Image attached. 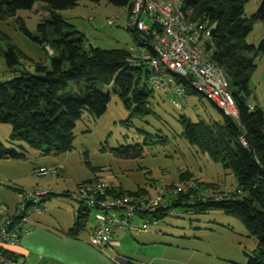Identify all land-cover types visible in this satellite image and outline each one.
Returning a JSON list of instances; mask_svg holds the SVG:
<instances>
[{
    "label": "rangeland",
    "instance_id": "rangeland-1",
    "mask_svg": "<svg viewBox=\"0 0 264 264\" xmlns=\"http://www.w3.org/2000/svg\"><path fill=\"white\" fill-rule=\"evenodd\" d=\"M261 1L246 3L247 17L257 11ZM59 13L70 24L84 29L98 47L126 49L135 57L141 56V43L132 34L134 27H128L125 8L106 0H82L75 7ZM46 17L48 10L42 3H37L33 9H20L15 15L0 20L1 47L7 49V42L12 43L20 61L11 70L5 56H0V80L20 69L32 72L38 62L49 64L52 48L40 45L22 30L25 25L34 36L40 35L37 27ZM143 20L152 26L153 22L146 14ZM263 39L264 21L256 20L247 42L258 47ZM255 63L249 81V101L264 111L263 52L257 53ZM147 85L154 92L149 99L151 113L133 117L132 110L126 108L110 85L111 100L106 112L93 116L84 110L74 129L73 145L66 152L45 153L24 141H12V124L0 123V140L4 146L24 154L22 158L0 159V181L3 183L0 195L2 190L5 191L0 204H8L13 209L15 203L21 201L17 188L26 191L40 188L54 193L45 201V197L40 199L43 201L41 210L47 212L50 220L57 219L66 226L72 223L80 204L61 193L74 191L79 183L95 176L124 191L146 189L149 192L146 194L156 195L165 185L180 184L181 175L188 174L201 181L200 191L210 190L224 196L240 194L236 191L233 172L184 136L183 116L193 122L222 120V113L215 103L200 93H192L179 108L169 93L154 88L148 80ZM39 167L48 168L50 173L35 174L34 168ZM82 206L86 207L85 204ZM178 212L179 215L168 214L152 223L147 232L117 231L116 243L98 250L111 258L121 256L134 264H247L249 256L254 254L258 240L237 217L221 210L201 213L182 206L178 207ZM135 221L141 223L142 219ZM95 224V211L92 210L82 235L88 234Z\"/></svg>",
    "mask_w": 264,
    "mask_h": 264
},
{
    "label": "trees",
    "instance_id": "trees-1",
    "mask_svg": "<svg viewBox=\"0 0 264 264\" xmlns=\"http://www.w3.org/2000/svg\"><path fill=\"white\" fill-rule=\"evenodd\" d=\"M80 1L0 0V20L15 15L20 9H33L37 3H42L48 10V17L42 19L37 27L40 35L34 36L25 25H22V30L40 45L52 48L49 64L47 61L38 62L32 72L20 69L0 80V123L12 124V141H24L45 153H62L71 149L74 129L83 111L87 110L93 116L106 112L111 100L110 85L126 108L132 110L133 117L152 112L149 99L154 92L147 85L149 71L146 63L136 60L133 66L129 59L134 55L129 50L98 47L84 29L70 24L59 13L75 7ZM106 1L127 11L132 7L131 0ZM248 1L186 0L184 9L190 21H208L212 26L211 38L205 42L206 49L226 74L239 117L235 119L219 108L222 113L220 122H193L183 116L184 136L213 160L222 161L225 169L233 172L236 191L241 193L205 201L191 197V193H180L174 206L201 213L221 210L237 217L258 240L247 264H264V111L249 101V81L256 66L257 53H264V39L258 47L247 42L254 22L264 21V0L251 17L245 13ZM131 30L141 46L150 41L151 38H145L146 35L138 29ZM2 39L0 34V42ZM2 55L11 70L20 63L17 49L10 42H7V49L0 44ZM192 93L198 92L187 85L186 95ZM22 157L24 154L6 148L0 140V159ZM192 177L182 174L179 182ZM98 179L95 176L83 182ZM112 186L111 195L149 193L146 189L129 192L114 184ZM61 195L70 197V192ZM167 215L162 209L155 214L158 220ZM88 217L87 209L81 205L68 234L77 237L85 229ZM5 253L13 256L7 251Z\"/></svg>",
    "mask_w": 264,
    "mask_h": 264
},
{
    "label": "built area",
    "instance_id": "built-area-1",
    "mask_svg": "<svg viewBox=\"0 0 264 264\" xmlns=\"http://www.w3.org/2000/svg\"><path fill=\"white\" fill-rule=\"evenodd\" d=\"M131 3V10H126L128 27L133 26L146 35L145 38H151L141 46L140 57L129 59L131 64L135 66L136 60L145 62L149 71L148 81L154 88L169 93L177 107L186 103L188 85L208 97L225 114L237 119L238 107L226 74L206 49L205 42L211 38L212 31L209 22L190 21L184 9L186 0H131ZM144 14L152 20L151 27L143 20ZM243 143H246L244 139ZM33 172L42 176L50 170L39 167ZM57 172L60 173V169ZM200 183V180L191 178L175 186L165 185L156 195H111L112 183L98 179L79 183L70 192V197L80 206L85 204L88 215L95 211L96 224L92 228L90 242L101 247L108 244L117 231L147 232L150 225L158 220L155 214L159 209L179 215L174 201L180 193H193V198L202 201L224 197L210 190L200 191ZM47 194L50 192L40 188L23 190V201L15 212L0 208V264H27L22 258L6 254L4 246L17 244L24 233L32 230L29 210L39 212L40 199ZM136 218L142 222L137 223Z\"/></svg>",
    "mask_w": 264,
    "mask_h": 264
},
{
    "label": "crops",
    "instance_id": "crops-1",
    "mask_svg": "<svg viewBox=\"0 0 264 264\" xmlns=\"http://www.w3.org/2000/svg\"><path fill=\"white\" fill-rule=\"evenodd\" d=\"M17 189L20 192L19 200L23 201V189ZM1 193L3 196L0 195V202L5 197V191L2 190ZM49 197L46 196L43 201ZM21 201H17L13 209L5 203L4 205L0 204V208L15 212ZM79 207L76 208V212H78ZM76 215L74 213L72 223L65 226L57 219L50 220L46 211L29 210L32 230L24 233L17 244L4 246L5 251L15 257L22 258L27 264H134V262L127 261L121 256L111 258L103 251H99L103 246L92 245L90 234L95 225L86 235H82L85 227L77 237L70 236L68 231L73 227ZM116 233L112 236L111 241L104 246H113L116 243Z\"/></svg>",
    "mask_w": 264,
    "mask_h": 264
},
{
    "label": "clouds",
    "instance_id": "clouds-1",
    "mask_svg": "<svg viewBox=\"0 0 264 264\" xmlns=\"http://www.w3.org/2000/svg\"><path fill=\"white\" fill-rule=\"evenodd\" d=\"M214 103V102H213ZM216 105V104H215ZM217 106V105H216ZM218 107V106H217Z\"/></svg>",
    "mask_w": 264,
    "mask_h": 264
}]
</instances>
